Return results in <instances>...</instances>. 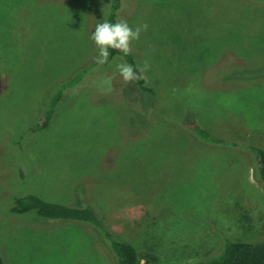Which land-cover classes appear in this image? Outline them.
Returning <instances> with one entry per match:
<instances>
[{
  "label": "rangeland",
  "instance_id": "obj_1",
  "mask_svg": "<svg viewBox=\"0 0 264 264\" xmlns=\"http://www.w3.org/2000/svg\"><path fill=\"white\" fill-rule=\"evenodd\" d=\"M125 1L116 21L148 25L132 54L148 62L154 94L97 66L50 125L32 131L54 85L95 62L90 36L110 0H0L5 264H118L92 225L12 213L29 194L91 209L112 240L134 248L137 264H199L226 243L264 240V190L246 147L264 151V0ZM178 119L223 143L191 141Z\"/></svg>",
  "mask_w": 264,
  "mask_h": 264
},
{
  "label": "trees",
  "instance_id": "obj_2",
  "mask_svg": "<svg viewBox=\"0 0 264 264\" xmlns=\"http://www.w3.org/2000/svg\"><path fill=\"white\" fill-rule=\"evenodd\" d=\"M247 1L254 4L263 2L260 0ZM109 5L110 13L106 15L100 14L101 17H104L99 21L100 23L103 22V20L114 23L116 22V19L119 15L121 16L123 14H126V12L128 11L125 0H110ZM125 7L127 9H125ZM109 53L110 54L108 57V62L106 64L101 65L94 62L93 64H88V66H83L79 71H73L66 80L62 82L59 81L54 85L53 91H55L52 93L49 99V104L47 105V108L45 109L43 115L37 121L36 127H34L32 131H36L37 129L45 130L50 125L57 104L61 101L65 94L72 92L73 87H79L84 78H86L87 74L91 72L93 68L97 66L104 67V70H102L104 72L102 76L108 78L109 80H112L111 78H114L119 73L117 65L120 63L126 62L132 64L134 69H136L137 64L132 53L131 55L124 56L122 52L113 49H109ZM114 59L116 60V69L110 66V62ZM107 68H112V70H106ZM242 72L243 71H235L231 74L241 77L252 75V73L243 74ZM101 73H99L98 75H101ZM113 74L115 75L113 76ZM133 83L135 85L136 92H141L143 94H154L153 89L146 86L145 79H141ZM153 117L155 119H158L155 114H153ZM166 117L167 116H162V119H165ZM178 122L182 123H177L176 126L183 125L185 132L184 135L187 136L188 139H194L191 140L193 142L198 141L202 143H209L213 146L223 143L222 139H217L211 136L208 132L200 128V126L194 121H183L182 119H178ZM231 144L236 146V143L234 142ZM246 147L249 151L247 153L255 156L256 159L255 161H253L254 165H252L254 179L264 190V151L259 149L260 147L258 143H252L250 146ZM11 212L14 214L34 212L37 216L45 219L70 220L92 225L105 234V238L110 246V252L117 256L118 264H137L139 262V257L137 256L134 248L129 244L112 240L110 235L104 231L102 223L98 220L94 212L89 208H78L49 203L41 200L34 195L29 194L15 198L13 206L11 208ZM0 264H5L1 256V252ZM199 264H264V240L253 243H226L222 254L212 258L207 262Z\"/></svg>",
  "mask_w": 264,
  "mask_h": 264
},
{
  "label": "clouds",
  "instance_id": "obj_3",
  "mask_svg": "<svg viewBox=\"0 0 264 264\" xmlns=\"http://www.w3.org/2000/svg\"><path fill=\"white\" fill-rule=\"evenodd\" d=\"M147 28V24H141L133 29L123 19H119L114 23L107 20L98 23L95 26L94 33L90 36V39L94 41L99 50L95 62L101 65L106 64L110 54L109 49L120 51L124 56L131 55L132 42L139 40L141 32L146 31ZM117 69L125 83H133L145 79L144 73L149 69V64L144 61L142 66L137 65L134 69L132 64L124 62L118 64Z\"/></svg>",
  "mask_w": 264,
  "mask_h": 264
}]
</instances>
